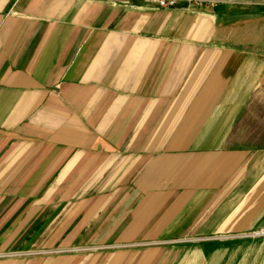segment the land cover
Masks as SVG:
<instances>
[{
  "label": "crops",
  "instance_id": "obj_1",
  "mask_svg": "<svg viewBox=\"0 0 264 264\" xmlns=\"http://www.w3.org/2000/svg\"><path fill=\"white\" fill-rule=\"evenodd\" d=\"M260 228L264 4L0 0V264H264Z\"/></svg>",
  "mask_w": 264,
  "mask_h": 264
},
{
  "label": "built area",
  "instance_id": "obj_2",
  "mask_svg": "<svg viewBox=\"0 0 264 264\" xmlns=\"http://www.w3.org/2000/svg\"><path fill=\"white\" fill-rule=\"evenodd\" d=\"M123 2H129L130 0H120ZM145 5L156 6L162 9H170L176 7L181 2H186L188 5H202L203 3L214 4L216 2H232V3H244V4H254L251 0H141ZM259 4V3H257ZM252 236H263L264 228H260L255 232L251 233ZM5 256V255H4Z\"/></svg>",
  "mask_w": 264,
  "mask_h": 264
},
{
  "label": "rangeland",
  "instance_id": "obj_3",
  "mask_svg": "<svg viewBox=\"0 0 264 264\" xmlns=\"http://www.w3.org/2000/svg\"><path fill=\"white\" fill-rule=\"evenodd\" d=\"M251 3L264 4V0H251ZM70 251H72V250H70ZM47 253H48V255L67 254V253H61V252L58 253V251L55 250V251H31V252L26 253L25 255H42V254H47ZM82 253H83L82 251L80 253L78 252V254H82ZM18 254H21V253H18Z\"/></svg>",
  "mask_w": 264,
  "mask_h": 264
}]
</instances>
